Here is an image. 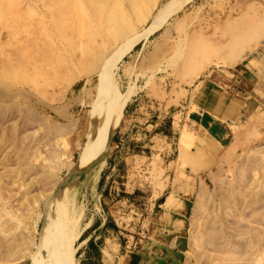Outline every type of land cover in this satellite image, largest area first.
<instances>
[{"label": "rangeland", "instance_id": "obj_1", "mask_svg": "<svg viewBox=\"0 0 264 264\" xmlns=\"http://www.w3.org/2000/svg\"><path fill=\"white\" fill-rule=\"evenodd\" d=\"M20 1V6L26 8L28 0ZM97 1H103L104 4H106L104 1H108L110 7L114 2L120 8L122 5L125 7V3L128 4L131 0ZM137 1L144 3L142 6H149L151 10L148 15L141 16L135 10L136 13L130 17L131 19L133 16L134 18L143 17L139 19L141 20L139 23L130 19L131 23L135 22L136 32L141 34L149 27L150 29L154 27L146 36L133 44L130 43V47H126L127 49L119 59L115 58L113 62L107 64L109 80L112 78L118 88V92L113 94L119 102L124 101L118 123L109 138L105 162L94 179L82 170L67 171L66 164L77 160L79 150H76V144L84 140L82 134L84 124L92 120L94 99L99 97L98 90L102 85L100 81L102 73L99 69L100 66L102 67L101 57L107 60L110 53L112 54L115 47L121 45L122 41L118 40L114 43L111 41V34L103 35L93 31L88 39L82 37L80 41L73 36L71 40H65L63 36L57 34L52 39L54 43L52 50L56 52H52L50 48H43L38 50L39 53L36 52L37 64L40 65L41 70L44 71L46 66L51 65L55 60L60 68L61 64L74 61L71 56L74 54L80 56L82 61L80 65L89 66V72L84 75V72L78 71V68L75 72L72 68L73 72L70 73L69 69L50 67V69L53 68L52 70H59L60 75L56 81L45 84L43 82L30 84L21 76L13 77L4 69L0 55V76L2 77V79L0 77L2 80H0V113H2L0 115V134L2 135H0V213H2L0 222L6 225L4 228L7 227V234L3 227L0 232L5 230L4 235L10 237L25 232L29 235V239H33V243L30 242V244H34L35 248L40 242L44 211L42 208L45 199L37 203L40 198H38L39 193L42 190L46 191L48 181L50 183L47 188L50 187L49 185L52 186L58 177L62 182L70 180L69 186L72 189L76 188V203L82 210L79 225L81 235L74 245L72 264H83V231L88 222L92 218L95 220L98 217H107L108 214L116 220L121 241L123 245H127L126 250H131L133 220L136 224L135 232H137L138 224L145 215H139L138 210L129 205L125 199V190L129 192L134 190L137 195L146 199L151 198V200L169 196L164 207H168L173 199H184L186 202V210L183 214L186 221L185 234L189 241L186 264L203 263L198 260V253L193 245L195 237L199 235L198 223L203 222L201 216L197 219L195 213L196 208L204 200L200 197L203 187L210 194L209 199H213L215 187L235 180L240 172L243 177L238 181L240 185L251 182L253 179L263 178L264 0H175L159 18V23L155 25L152 22L171 0ZM98 2L94 0L93 5H98ZM241 15H249V17ZM251 24H253L251 30L245 35L250 36L248 39L253 37V40H248L247 37L243 39L244 36L238 38L241 31ZM6 34L7 29L0 27V45L5 42ZM130 37L131 35L126 36L123 40ZM195 38H199L204 49L191 60L203 65L201 64L197 73L191 75L192 68L188 67L186 70L184 68L187 45ZM242 47V52L230 65L228 57L232 53H237L236 49ZM71 75H75V78L72 79ZM67 79L71 84H68ZM5 80L7 84L10 82L11 84L7 85ZM33 88L36 91H33ZM201 112L209 114L225 126H221L219 132L223 133V128L228 127L229 136L223 141L222 148L219 149V145L213 143L215 142L213 138L206 135L201 127L198 133L189 126V120ZM52 120L62 126H58ZM129 124L130 127H128ZM131 124L137 127H132ZM58 127H62L60 131ZM123 131H127L133 138L135 147L126 156L122 154L114 157L115 145L121 141L120 136L123 135ZM15 138L21 140V143ZM196 143L203 144L210 153L202 151L201 145L198 146ZM49 153H56L57 156L55 154L50 156ZM19 154L21 156L24 154L22 157L27 165H21L19 160L22 157L18 159ZM28 155L33 156L30 162L27 160ZM251 156L258 157L257 159L262 161L254 172L248 170L251 166L247 162ZM38 157L41 158L38 159ZM47 159L52 163L49 164ZM58 159L63 162L61 160L57 162ZM39 162L45 165V173L39 171L40 174L35 177L29 168L40 170L43 166L41 167ZM57 163L58 166H56ZM50 165L56 167L53 166V168ZM237 170L240 171L237 173ZM49 174L52 175L51 178ZM162 200L159 199L158 202ZM153 210L152 207L150 211ZM231 212L233 211H229ZM8 223H11L13 227ZM42 251L44 250L41 249L40 252ZM4 256L3 253L2 256L0 255V264H34V260L29 257L18 259L19 256L16 257V255L6 256L7 258ZM196 257L197 262H195Z\"/></svg>", "mask_w": 264, "mask_h": 264}, {"label": "bare ground", "instance_id": "obj_2", "mask_svg": "<svg viewBox=\"0 0 264 264\" xmlns=\"http://www.w3.org/2000/svg\"><path fill=\"white\" fill-rule=\"evenodd\" d=\"M174 1L175 0L169 1L161 9L159 16L157 18L155 17L156 14L155 16H153V18L154 17L156 18L152 22L153 25H155L156 23H159L158 22L159 18L162 17V14L166 12L165 10ZM20 2H21L20 0H0V27H2L3 29L4 28L7 29V34L5 36L6 40L5 42H2L0 45L1 46L0 55L2 57V62H3L2 64L4 66V69L6 71H9L8 73L10 75H12L13 77H16L17 75L21 76L22 79L27 80L30 84H33V83L40 84L41 82L45 84L47 82L56 81L58 78V75H60L59 70H52L53 68L50 69V67H54V66H56L57 68L59 67V63H57L56 60L51 65L50 64L47 65L43 71L41 70L40 65L38 66L37 59H36V55L37 53H39L38 50L40 49L50 48L52 52H56L52 50V47L54 46L52 39L54 36H57V34L63 36L65 40L66 39L71 40L73 36L74 38H77L80 41L82 37L88 39L91 35V31H93L94 33H101L103 35H106L108 33L111 34L112 35L111 41H113L114 43L115 41L117 42L118 40L122 41L121 45H119L118 47L116 46L112 54L110 53V57L107 60L101 57L100 62H102L101 63L102 67L100 66L99 69L102 73V75H100V78H101L100 81L102 85L100 86L98 90L99 97L94 99L95 103L93 106L94 109L92 111V116H91L92 120L89 122L86 121L85 124L83 123L84 131L82 134H83L84 140L76 144V150H79V155H78L77 160L75 162H71L69 160L70 163L66 164L67 166L66 169H68L67 171H71V170L73 171L75 169L82 170V171L87 172L88 176L91 179H94L95 177L98 176L101 170V167L105 162L107 149H108V143H110L109 138L118 123L119 116L122 111L121 109L122 104L124 101L123 100L119 102V100L113 94L115 92H118V88L113 82L112 78L109 80L110 77L108 73L109 72L108 65L111 62H113V59L115 58L119 59L124 53V51L130 47L129 46L131 45L130 43L133 44L136 41H138L141 37L146 36V34L150 32V30L154 27L153 26L151 29L149 27L147 30L139 34V32H136L135 30V22L131 23V20L137 21L139 23L141 21L139 19L143 18L140 16L148 15L151 8L149 6H142L144 3H140L137 0H131L128 2V4L125 3L126 5L125 7L122 5L120 8L117 7L118 5L116 6L115 5L116 3L114 2L112 4V7H110L108 5V3L110 4V2L104 1L106 3L104 4L102 3L103 1L98 2L97 0H95V2L96 3L98 2L99 3L98 5H95V4L93 5L94 0H89L87 2H85L84 0H28L27 2L25 1L26 8L25 7L22 8L20 6ZM115 8H118V9H115ZM135 10L138 11L140 16L138 18L136 17L134 18L133 16V19H131L130 17H132V15L136 13ZM165 15L167 14L165 13ZM241 16H244V15H241ZM246 17H249V15ZM241 22L239 23L241 24ZM252 26L253 24L243 29L241 31V34L238 36V38H241L244 36L243 39H246L245 37H247L248 39L250 36H248V34L245 35V33H249ZM231 27L232 26H230V28ZM214 29L215 28H213V30ZM228 32H229V29H228ZM251 33H254V32H251ZM130 35L131 37L129 39L123 40L126 36H130ZM252 38L253 37H251L248 40H253ZM187 46H188L187 48L188 50L187 51L185 50L186 51V65H185V68L184 67L183 68L184 70H186L188 67L192 68V73H191L192 75V74L197 73V70L201 68L202 63L200 62L197 63L195 61H192L191 59L193 58V56H198L200 51H202V49L204 48L201 42L199 41V38H195V40H193ZM230 46L232 47V45ZM242 49L243 47L236 49L235 52L237 53L235 54L232 53L231 56L228 57L229 59L227 60L229 61L228 63L230 65L235 62L237 55L242 52ZM203 55L205 54L203 53ZM71 56L74 59V61H71L67 64H61V67L58 69H61V68L69 69L68 72L70 71V73H72L73 71L74 72L76 71L75 70L76 68H78V71H83L84 72L83 74L86 75L89 72V66L84 67L82 66V64L80 65V63L82 62L80 56L74 55V54H71ZM72 68H73V71L71 70ZM54 75L55 77H53ZM187 76H190V75H187ZM71 78L74 79L75 75H71ZM182 78H184V76ZM10 84L11 82L8 83L7 85H10ZM68 84H71V83L68 81ZM33 89H34L33 91H36L35 88ZM4 93L7 94L6 92ZM213 100H216V98H213ZM29 109L31 108L29 107ZM64 110L66 111V109ZM28 113H31V112H28ZM0 115H2V113H0ZM35 115H37L36 112H35ZM52 122H55V121L52 120ZM39 123H40V120H39ZM57 125L62 126L59 123ZM61 128L62 127L60 128L58 127V131H60L59 129ZM45 132H48V131H45ZM19 137H21L20 134H19ZM7 139L8 138H6V140ZM25 144L28 145V143H25ZM21 150H24V149H21ZM54 154L56 155V153ZM54 154L51 153L50 156ZM22 156L20 155L18 159L21 158ZM32 157H33L32 155H28L27 157L28 162H30ZM39 158L41 157H38V159ZM60 158H63V157H60ZM257 158H255L254 156H251L250 159H248L247 163L251 166L250 168L248 167L249 171L254 172L256 167L262 163V161ZM23 160H24L23 157L19 160L21 162V165L22 164L27 165L25 164L27 162ZM43 160H41V162H43ZM60 160L61 159H58L57 162H59ZM46 161H48V159ZM53 161L55 160L53 159ZM61 161L63 162V160ZM48 162L50 164L51 161H48ZM243 163L244 162H242V164ZM55 165H50V166L53 167ZM40 166L42 167L43 164L41 163ZM56 166H58V163ZM24 167H27V166H24ZM29 169L33 173V175L35 174L34 175L35 177H37L36 176L37 174H40L43 172L45 173V165L40 170L37 168L34 169L33 167ZM231 169H234V168H231ZM39 171L41 172L38 173ZM239 171L237 170V173ZM52 174L56 175L55 173H52ZM48 176L50 177L52 175L49 174ZM262 176L263 178L260 180L253 179L251 182L248 181L244 185H240L238 181L241 180V178H243L240 172L238 173V177H236L235 180L233 179L231 182H228L227 184H224V185L221 184L215 187L216 189L214 188L215 194H214L213 199H209L210 194L206 191L205 187L202 186L204 189L200 193V197L203 198L204 200L201 203V205L198 208H196L195 213L197 214V219H199L201 216V218L203 219V222L202 224L198 223L197 229L199 231V235L195 237L194 244H193L195 250L198 253V258H199L198 260L200 262H203L199 264H264V183H263L264 163H263ZM44 177L42 178L44 179ZM58 178L57 180H54V178L52 177V179L54 180V182L52 183V186L49 185L50 187L47 188L48 184L50 183L48 181V183H46L47 184L46 189H45L46 191L44 192L42 190L38 196V198L39 197L40 198L39 200H37V203H39L45 198L43 200V208H42L44 209L42 213L43 222H42L41 231H40V242L38 243V245H36V247L34 248L33 247L34 244H30V242L33 243V239L32 238L29 239L28 238L29 235L26 234L25 232L18 233L16 236L11 235V237L9 235H4L5 234L4 231L7 229V227L4 228L5 224H1L0 222V230L2 227H3L2 229H5L0 232V255L1 256L3 253L5 255L4 258L6 256L13 257L14 255H16V257L19 256L18 259L29 257L34 260V264H72V260L74 256V247H75L74 245L81 235V230H79V225L81 221L82 210L76 203V198H77V190H75L76 188L72 189L71 186H69L68 182L70 180L62 182L59 180L60 178L59 179ZM211 180L213 179L211 178ZM32 204H36V203L34 202ZM24 208H25V205H24ZM204 211H205V215H203ZM229 211H233V212L229 213ZM13 219H16V218H13ZM16 223L19 224L17 221ZM8 224H10L11 227H13L11 223H8ZM14 228H15V225H14ZM9 230H10V226H9ZM6 234H7V230H6ZM41 249L44 251L40 252ZM195 259H196L195 262H197L198 261L197 257Z\"/></svg>", "mask_w": 264, "mask_h": 264}, {"label": "crops", "instance_id": "obj_3", "mask_svg": "<svg viewBox=\"0 0 264 264\" xmlns=\"http://www.w3.org/2000/svg\"><path fill=\"white\" fill-rule=\"evenodd\" d=\"M189 123V126L198 133L201 127L206 135L213 138L215 141L213 143L219 145V149L229 136L228 127L223 128V133L219 132L220 127L225 126L205 112L198 113V116H195V119L191 118ZM120 137L121 141L115 145L114 157L122 154L126 156L135 147L133 138L127 131H123ZM200 148L210 153L203 144ZM124 193L129 205L137 209L139 215H145L138 224L137 232L133 220L131 250H126L127 245H123L118 225L111 214L95 220L92 218L83 231V264H186L189 241L185 234L186 221L183 217L186 210L185 200L173 199L168 207H164L169 196L151 200L137 195L134 190L131 192L125 190ZM159 199L163 200L159 203ZM152 207L154 210L150 211Z\"/></svg>", "mask_w": 264, "mask_h": 264}, {"label": "trees", "instance_id": "obj_4", "mask_svg": "<svg viewBox=\"0 0 264 264\" xmlns=\"http://www.w3.org/2000/svg\"><path fill=\"white\" fill-rule=\"evenodd\" d=\"M193 118L195 119V116H193Z\"/></svg>", "mask_w": 264, "mask_h": 264}]
</instances>
